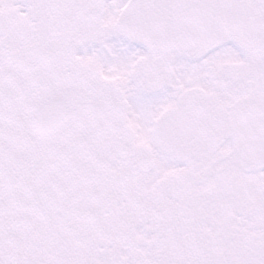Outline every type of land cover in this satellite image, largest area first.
I'll use <instances>...</instances> for the list:
<instances>
[{
	"label": "snow or ice",
	"instance_id": "snow-or-ice-1",
	"mask_svg": "<svg viewBox=\"0 0 264 264\" xmlns=\"http://www.w3.org/2000/svg\"><path fill=\"white\" fill-rule=\"evenodd\" d=\"M0 264H264V0H0Z\"/></svg>",
	"mask_w": 264,
	"mask_h": 264
}]
</instances>
